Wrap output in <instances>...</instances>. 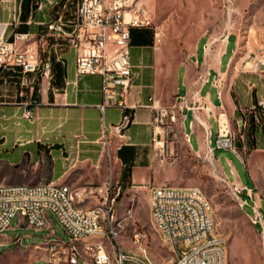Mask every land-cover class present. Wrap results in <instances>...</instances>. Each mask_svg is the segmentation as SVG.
<instances>
[{
  "label": "crops",
  "instance_id": "1",
  "mask_svg": "<svg viewBox=\"0 0 264 264\" xmlns=\"http://www.w3.org/2000/svg\"><path fill=\"white\" fill-rule=\"evenodd\" d=\"M8 1L0 0V24L12 22ZM19 1L20 24L8 26L6 34L11 40L15 32L31 34L40 61L50 60L52 68L50 78L43 77L42 63L34 71L13 67L1 72L0 185L54 182L75 190L95 188H79L81 178L71 181V176L83 172L84 181L102 182L105 154L110 151L120 178L125 168L130 169L128 190L150 197L152 189L162 185L155 174L162 170L167 125L175 115L181 116L190 149L200 157L214 155L212 138L216 136L217 142L220 130L236 136L235 122L248 123L252 117L256 127L249 143L247 136L248 146L253 144L255 150L264 151V66L248 62L247 56L234 62L238 38L230 34L223 44L210 47L206 43L202 55L197 54L198 43L179 64L169 91L158 34L151 26L135 29L131 59L138 78L127 100L129 108L109 106L102 111V77L78 74L75 49L65 37L58 38L49 31L61 12L68 20L74 6L69 4L63 10L66 0H61L55 9L40 12L35 0ZM25 2L28 6L23 8ZM232 39L235 48L223 68ZM29 109L34 112L31 119L24 117ZM161 112L167 113L163 124L158 121ZM127 114L132 123L120 138L112 127ZM186 114L192 115L188 131ZM245 135L242 131L241 149L246 148ZM192 136H196L199 149L192 148ZM236 184L241 185L239 181Z\"/></svg>",
  "mask_w": 264,
  "mask_h": 264
},
{
  "label": "built area",
  "instance_id": "2",
  "mask_svg": "<svg viewBox=\"0 0 264 264\" xmlns=\"http://www.w3.org/2000/svg\"><path fill=\"white\" fill-rule=\"evenodd\" d=\"M8 2L12 22L0 24V75L2 70L13 67H22L26 72L34 71L42 63L43 77L50 78L51 61H40L31 34L15 32L12 40L7 36L6 28L19 25L22 13V1ZM60 3L61 0H35L36 9L40 12L55 9ZM69 4L74 6L71 17L65 21L64 13L61 12L57 21L49 25V31L58 38L65 37L75 49L78 74L102 77L104 103L99 106L102 111L109 106L129 108L127 100L138 78L131 59V29L151 26L147 9L141 0H66L63 10ZM260 64L264 66V60ZM33 115V110L29 109L24 117L31 119ZM165 118L167 113L161 112L158 121L163 124ZM174 118L171 116V119ZM131 123L132 118L127 114L119 125L112 127V131L122 138ZM242 123L244 126L247 124ZM235 137L230 132L222 133L220 130L218 147L228 148L238 154L234 146ZM109 159L113 160V156L109 155ZM234 187L242 210L247 202L241 199L240 194L247 192L253 199L255 216L250 220L261 224L260 234L264 238L261 200L247 187L239 184H234ZM122 190L121 185H112V173L103 186L84 190L54 182L0 185V233L10 228L15 217H18L19 223L25 222L42 230L45 229V221L54 216L68 235L70 248L60 249L59 240L56 245H48L47 241L45 244L56 253L48 260H39L34 264H108L109 251L103 244L92 240L106 236L118 241L114 208ZM72 192H80V199H72ZM89 195L100 196L103 202L91 208L80 207L81 196ZM44 203H51V212H44ZM150 217L154 227L160 229L165 242L176 254L172 264H226V243L216 233L213 204L200 188L168 185L153 188ZM77 241H84V249H90L89 258H82V253L76 252ZM134 241L138 245L137 253L130 254L118 245L120 264H155L142 243V234L135 233Z\"/></svg>",
  "mask_w": 264,
  "mask_h": 264
},
{
  "label": "rangeland",
  "instance_id": "3",
  "mask_svg": "<svg viewBox=\"0 0 264 264\" xmlns=\"http://www.w3.org/2000/svg\"><path fill=\"white\" fill-rule=\"evenodd\" d=\"M141 2L148 11L151 27L158 34L164 81L169 91L175 84L174 74L179 64L188 58L198 43L197 54L202 55L204 44L208 43L210 47L223 44L231 34L239 40L234 62L244 56H247L248 62L254 64L264 60V0ZM234 48L232 39L229 43L230 52L222 61L223 68L226 67ZM208 89L209 87L206 91ZM191 120L192 115L186 114V131L190 129ZM249 124H234V146L243 157V163L238 154L225 147L219 148L216 136L212 138L214 155L210 153L200 157L194 153L184 132L181 116L175 115L167 125V143L161 157L162 170H157L155 174L162 185L197 187L208 197L215 210L216 233L226 243V264H264V238L260 234L262 226L253 225L250 220L255 216L254 201L247 192L240 194L241 199L247 202L242 210L234 187L239 181L241 186L257 194L261 200L260 212L264 221V151L248 146ZM242 131H246L243 143L245 149L238 145ZM191 146L199 149L196 136H192ZM109 155H112L110 151L105 154L102 182L84 181L83 172L71 176V181L81 178L77 182L79 188H97L103 186L112 173L113 181L118 180L123 188L114 208V226L119 231L118 241L106 236L92 241L103 244L114 259L113 248L118 249V245L130 254L137 253L138 245L134 241V234L140 233L143 236L142 243L147 247L155 264H172L176 254L151 222L150 197L128 190L120 180L117 163L114 159L110 160ZM157 158L160 164V156ZM85 198L78 204L82 208L95 207L103 202L100 196L89 195ZM50 222L51 230H37L25 222L19 223L18 217L13 218L10 228L0 233V264H34L39 260H48L56 252L45 244L47 241L59 240L69 244V237L59 221L53 216ZM106 228L104 231L107 235ZM50 233L52 236L48 237Z\"/></svg>",
  "mask_w": 264,
  "mask_h": 264
},
{
  "label": "bare ground",
  "instance_id": "4",
  "mask_svg": "<svg viewBox=\"0 0 264 264\" xmlns=\"http://www.w3.org/2000/svg\"><path fill=\"white\" fill-rule=\"evenodd\" d=\"M232 136H235L232 134ZM112 185H120V182H114L112 179ZM87 196H81V202H83ZM72 199H80V192H72ZM44 212H51V203H44ZM253 225H258L256 221H251ZM51 222L50 219H47L45 221V228L51 230ZM160 232V229H157ZM48 245H56V242H49ZM59 248L60 249H67L70 248V242L69 244H64L62 241H59ZM114 251V259L112 258V254H109L108 257V264H120L119 261V248H113ZM112 249V250H113ZM76 252L77 253H82V258H89L90 257V249H84V241H77L76 244ZM92 264H101V262H92Z\"/></svg>",
  "mask_w": 264,
  "mask_h": 264
},
{
  "label": "trees",
  "instance_id": "5",
  "mask_svg": "<svg viewBox=\"0 0 264 264\" xmlns=\"http://www.w3.org/2000/svg\"><path fill=\"white\" fill-rule=\"evenodd\" d=\"M27 6H28V2H27V3L25 2V4H23V8H26ZM145 28H146L145 26H142V27H134V28H132V29H131V36H133L135 29H145ZM133 42H134V39L132 38V43H133ZM249 123H250V124H249V130H248V134H247L248 139H249L252 135H254L255 127H256V125H255V121H254V118H253V117L250 119ZM249 141H250V139L248 140V143H249ZM249 146H251V148L255 149L253 144H251V145H249ZM129 178H130V169H126V168H125V169L123 170L122 174H121V178H120V180H121V182H122L123 184L126 185V182L129 181Z\"/></svg>",
  "mask_w": 264,
  "mask_h": 264
}]
</instances>
